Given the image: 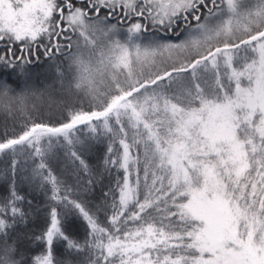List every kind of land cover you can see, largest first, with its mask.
<instances>
[{"label": "snow or ice", "instance_id": "1", "mask_svg": "<svg viewBox=\"0 0 264 264\" xmlns=\"http://www.w3.org/2000/svg\"><path fill=\"white\" fill-rule=\"evenodd\" d=\"M0 44V65L20 75L37 47L66 57L89 98L59 123L0 133V264H264V0H0ZM101 141L93 172L84 153ZM64 149L75 184L47 162ZM24 153L39 160L27 175ZM113 170L86 206L80 195ZM25 186L49 218L31 253L15 231L33 215Z\"/></svg>", "mask_w": 264, "mask_h": 264}, {"label": "trees", "instance_id": "2", "mask_svg": "<svg viewBox=\"0 0 264 264\" xmlns=\"http://www.w3.org/2000/svg\"><path fill=\"white\" fill-rule=\"evenodd\" d=\"M123 39V36H121ZM75 40L76 38L73 37ZM102 42V41H101ZM99 46L100 44L97 42ZM3 50V45L0 44V52ZM76 51L75 45L72 51ZM18 46H13V52L18 53ZM43 48L37 47L34 50V56L38 59H32L30 63L24 65L25 73L20 75L18 68L12 69L4 65H0V89L4 84H7L11 89V100L5 101L9 103V107H3L0 103V133L7 131L9 136L18 134L23 125L32 122H44L56 124L65 118L66 111L59 113L57 110L66 109L69 107L68 103L73 101L87 100L88 97L83 90L75 88V81L73 79V72L69 70V60L66 57L57 56L56 59H49L43 55ZM63 73L61 77L58 75ZM24 94L23 102L19 100V94ZM35 95V96H34ZM36 102H45L42 106L37 105ZM81 105V106H80ZM76 104L73 109L89 107V102L85 104ZM71 107V106H70ZM50 113V115H47ZM106 142L101 141L91 146L89 150L84 153V156L93 172L101 171V161L105 154ZM20 164L18 171L23 168L24 174L27 175L34 164L38 163V158L33 160L28 153L21 154L18 157ZM53 171L66 183L75 184L77 180V172L75 165L70 157L67 156V149L57 150L54 159L47 161ZM5 168V163L0 161V169ZM141 168H143V155L141 154ZM117 173L113 170L111 176H105L102 183L95 186V191L89 194H81L80 199L88 207L99 204L102 196V190H106L109 185L114 186V181ZM122 175V173H121ZM143 171H141V178ZM83 181L84 176H80ZM24 193L28 199L32 201L33 215L26 226L18 225L16 233L25 237L19 244V248L28 253L33 252L35 245L30 244L33 236L41 233L49 224V218L45 207L46 197L43 194L32 191L27 186L24 187ZM65 230L77 240H82L87 232L85 222L78 215H70L65 221ZM57 252L60 253L58 258L65 260L63 255V246L57 247ZM73 264H77L73 258Z\"/></svg>", "mask_w": 264, "mask_h": 264}, {"label": "rangeland", "instance_id": "3", "mask_svg": "<svg viewBox=\"0 0 264 264\" xmlns=\"http://www.w3.org/2000/svg\"><path fill=\"white\" fill-rule=\"evenodd\" d=\"M122 39V38H121ZM102 41V42H101ZM98 42L100 43V44H104V42H105V38L104 37H100V39L98 40ZM98 46H99V44H98ZM74 52H75V50H74ZM145 71V74H147L148 73V69H145L144 70ZM35 96V95H34ZM86 97H88V96H86ZM87 102H89V98H87V100H85V101H82L81 99H80V101H73V102H70V103H68L69 105V107H67L66 109H62V110H57L59 113H64L65 111L67 112L69 109H73L72 107H74L77 103L80 105V104H85V103H87ZM45 102H36V104L37 105H40V106H42L43 104H44ZM71 106V107H70ZM81 106V105H80ZM50 113H53V112H50ZM50 113H47L46 112V114L47 115H50Z\"/></svg>", "mask_w": 264, "mask_h": 264}]
</instances>
